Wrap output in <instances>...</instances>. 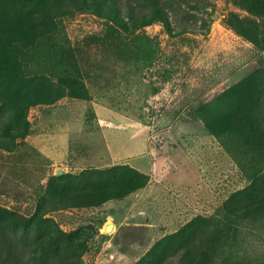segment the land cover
Listing matches in <instances>:
<instances>
[{"label": "rangeland", "instance_id": "obj_1", "mask_svg": "<svg viewBox=\"0 0 264 264\" xmlns=\"http://www.w3.org/2000/svg\"><path fill=\"white\" fill-rule=\"evenodd\" d=\"M87 1L82 7L81 0H62L58 19L80 53L77 65L89 99L62 96L28 110L31 132L15 152L0 150V204L33 211L48 176L59 169L132 165L149 173L151 183L118 201L119 207L104 203L47 213L66 231L91 226L85 264H132L195 215H214L262 165L234 135H211L196 109L264 68V49L222 23L229 11L247 14L230 0H183L169 13L172 36L153 23L120 30V37L108 31L105 12L94 13ZM116 1L129 26L149 8L145 0ZM143 35L152 38L151 59L134 46ZM260 118L264 125V112ZM251 240L250 249L264 255V233ZM176 263L173 257L165 264Z\"/></svg>", "mask_w": 264, "mask_h": 264}, {"label": "trees", "instance_id": "obj_2", "mask_svg": "<svg viewBox=\"0 0 264 264\" xmlns=\"http://www.w3.org/2000/svg\"><path fill=\"white\" fill-rule=\"evenodd\" d=\"M81 1L82 7L90 5ZM145 1L147 12L129 26L116 0H91L94 13L105 12L107 29L117 37L120 30L153 23H160L172 36L169 13L183 0ZM230 1L247 14L229 11L222 23L263 50L264 0ZM61 4L62 0H0L1 151L15 152L31 132L27 118L31 107L52 104L62 96L89 99L77 65L80 53L58 19ZM140 39L135 48L151 59L152 38L143 35ZM263 106L264 68L259 65L196 109L211 135H234L262 165L244 187L228 195L214 215H195L154 241L132 264H165L173 257H177L176 264H264V255L250 249L251 237L264 233ZM149 179L129 164L49 175L33 211L0 204V264H85L91 226L66 231L47 213L55 208L100 206L138 191Z\"/></svg>", "mask_w": 264, "mask_h": 264}, {"label": "crops", "instance_id": "obj_3", "mask_svg": "<svg viewBox=\"0 0 264 264\" xmlns=\"http://www.w3.org/2000/svg\"><path fill=\"white\" fill-rule=\"evenodd\" d=\"M132 166V165H131ZM136 168V167H135ZM138 169V168H137ZM139 170V169H138ZM143 172V171H142ZM145 173V172H144ZM147 174V173H146ZM149 174V173H148ZM149 177H150V175H149ZM150 183H151V179H149V182L147 183V185L146 186H144V187H148L149 185H150ZM153 185H154V183H153ZM143 187V188H144ZM137 192V191H136ZM136 192H133V193H131V194H128L127 196H125V197H123V198H121V199H118V200H112V201H108V202H106V203H110V204H113V203H116L117 204V206H118V201H121V200H123V199H125V198H128L129 200H130V197H132V194H134V193H136ZM119 207V206H118ZM138 219V217L137 218H134V219H132L131 221H136ZM147 218H143V220H144V224H145V220H146ZM131 221H128V222H131ZM110 223H113V226H114V222H110ZM107 225V224H106ZM115 225H116V223H115Z\"/></svg>", "mask_w": 264, "mask_h": 264}, {"label": "water", "instance_id": "obj_4", "mask_svg": "<svg viewBox=\"0 0 264 264\" xmlns=\"http://www.w3.org/2000/svg\"><path fill=\"white\" fill-rule=\"evenodd\" d=\"M62 170H57L55 174H61ZM113 228V223H108L107 225H105V231L106 232H110L111 229Z\"/></svg>", "mask_w": 264, "mask_h": 264}]
</instances>
